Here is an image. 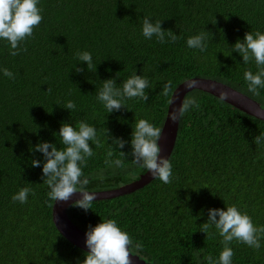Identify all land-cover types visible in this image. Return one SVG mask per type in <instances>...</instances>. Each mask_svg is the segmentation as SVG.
<instances>
[{
	"label": "trees",
	"instance_id": "obj_1",
	"mask_svg": "<svg viewBox=\"0 0 264 264\" xmlns=\"http://www.w3.org/2000/svg\"><path fill=\"white\" fill-rule=\"evenodd\" d=\"M38 6L44 19L34 38L21 43L27 51L12 56L8 42L0 40V69L16 76L9 79L0 71V264H82L87 252L54 224V201L47 196L42 164L31 165L33 159L44 160L34 147L49 142L63 148L58 137L62 122L94 125L101 146L90 142L94 155L83 173L90 180L89 191L109 190L147 171L134 165L131 155L122 168L106 165L112 140L105 142L103 129L127 141L110 158L123 159L119 151L131 153L135 121L146 119L162 129L173 92L186 80L220 81L264 108V88L254 96L244 79L246 70H258L255 62L244 64L231 49L247 32L264 33V0H40ZM145 16L153 23L161 20L177 41L145 39ZM203 30L212 34L206 51L189 48L187 39ZM78 51L92 54L96 71L89 72L75 58ZM134 71L149 79V99H127L125 108L109 114L96 96L101 82L115 79L120 86ZM168 81L171 91L164 96ZM192 96L200 108L181 117L170 158L172 183L155 179L134 193L94 201L88 211L71 206L74 224L87 231L89 225L115 219L134 242L143 244L141 256L152 264H207L209 254L218 259L223 238L214 226L211 238L201 232L209 209L235 204L256 226H264V142L254 143L264 133V121L210 93L194 89L186 97ZM68 101L75 110L64 108ZM23 187L35 194L28 195L27 203L13 202ZM229 246L232 264H264V239L259 250L235 240Z\"/></svg>",
	"mask_w": 264,
	"mask_h": 264
},
{
	"label": "clouds",
	"instance_id": "obj_2",
	"mask_svg": "<svg viewBox=\"0 0 264 264\" xmlns=\"http://www.w3.org/2000/svg\"><path fill=\"white\" fill-rule=\"evenodd\" d=\"M40 0H0V40H5L10 45L12 51L10 55L18 56L26 48H20L22 42L28 38H34V30L39 27L44 17L42 8L38 5ZM162 21L154 23L148 16L143 17L142 35L145 39L151 40L153 37L161 44L175 43L178 36L172 30H164ZM210 32L201 31L197 35L190 36L186 43L189 48L206 51ZM232 52H237L247 64L254 61L257 71L253 73L250 69L244 72V79L247 82L248 92L254 96H259V89L264 88V33L260 31L247 32L243 41L237 40L231 47ZM75 58L87 65V70L96 71L97 65L93 63L92 54L88 51L75 54ZM3 75L9 79L16 76L7 68L0 69ZM75 71L83 72V68H75ZM119 77V73L117 74ZM195 81L188 84V87L195 85ZM102 87L96 92L99 102H101L110 114L125 108L127 99L139 98L146 102L149 99L147 91L150 88V81L143 75H137L136 71L117 86L115 79H107L101 82ZM171 91V81L163 85L161 94L168 96ZM50 92V89L47 90ZM220 98L226 99L227 93L220 92ZM66 110H75L73 101H68L64 107ZM191 108H200V103L195 96L185 97L178 109L170 112L169 118L176 122ZM162 129L150 123L146 119L135 121L130 154L119 151L123 159L111 160L117 149H123L127 143L123 138H114L108 129H103L105 142L112 140V145H108L107 158L105 164L117 168L124 167V161L131 155V162L139 168L145 169L154 179H158L164 184L172 183V164L170 159L161 155L162 148L159 141L162 139ZM57 135V134H54ZM58 137L63 148L57 149L55 144L49 142L38 143L33 151L43 154V162L38 159L31 161L32 167H41L43 173V183L49 188L48 199L57 202H68L75 194H80L81 198L76 200L72 207L88 211L91 209L96 199L95 193L88 190L89 178L84 177L83 167L87 166V159L94 155L91 143L97 147L101 146V138L97 128L84 120L78 122L74 127L72 124L62 122L59 128ZM264 142V133L254 138V143L260 145ZM114 146V147H113ZM83 177V178H82ZM103 179V175L99 177ZM35 194L31 187L21 188L17 194L12 196L13 202L27 203L28 195ZM50 207L52 205H49ZM217 217L219 219H217ZM214 226L220 237L223 249L218 259H214L211 254L204 257L207 264H232L234 256L233 249L229 246L234 240L243 243L253 250L261 248V240L264 239V226H256L252 217L242 211L237 205L232 204L223 209H209L208 220L201 225V232L211 238L213 233L209 230ZM85 245L89 250L85 253L82 264H133V257L144 259L141 253L144 246L140 242H134L129 233L123 230L115 219H103L94 227L89 225L85 233Z\"/></svg>",
	"mask_w": 264,
	"mask_h": 264
},
{
	"label": "water",
	"instance_id": "obj_3",
	"mask_svg": "<svg viewBox=\"0 0 264 264\" xmlns=\"http://www.w3.org/2000/svg\"><path fill=\"white\" fill-rule=\"evenodd\" d=\"M193 81L196 82L195 85L189 88L188 84ZM194 89L210 93L218 98H220V92H225L227 93V98H220L221 100L225 101L226 103L232 105L233 107L250 116L264 121V108L258 101L220 81L202 77L191 78L180 84L175 89L171 97L167 116L162 128V139L160 140V147L162 148L161 155L165 158L170 159L173 154L178 139L181 121V118H178L175 123L172 122L169 118L170 112L173 109H178L182 100L187 96L190 91ZM153 180L155 179L148 172H146L145 174H142L138 180H135L130 184L114 189L91 192L95 193V201L109 200L134 193L144 188L146 185L150 184ZM80 198V194H75L72 199L66 203L54 202L53 221L58 231L70 243L88 252L89 250L85 245L86 231L82 230L76 224H74L68 214V209L75 203L76 200ZM132 259L133 264H152L146 259H138L136 257H133Z\"/></svg>",
	"mask_w": 264,
	"mask_h": 264
}]
</instances>
